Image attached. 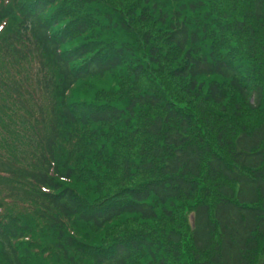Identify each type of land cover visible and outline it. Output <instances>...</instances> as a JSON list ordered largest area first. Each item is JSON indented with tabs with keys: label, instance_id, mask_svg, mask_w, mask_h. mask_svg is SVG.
I'll return each instance as SVG.
<instances>
[{
	"label": "trees",
	"instance_id": "obj_1",
	"mask_svg": "<svg viewBox=\"0 0 264 264\" xmlns=\"http://www.w3.org/2000/svg\"><path fill=\"white\" fill-rule=\"evenodd\" d=\"M0 264H264V0H0Z\"/></svg>",
	"mask_w": 264,
	"mask_h": 264
},
{
	"label": "rangeland",
	"instance_id": "obj_2",
	"mask_svg": "<svg viewBox=\"0 0 264 264\" xmlns=\"http://www.w3.org/2000/svg\"><path fill=\"white\" fill-rule=\"evenodd\" d=\"M243 112H242V114L244 115V119L245 120H248V121H256V119H257V117L259 118V113L260 112H258V113H251V112H249V111H247V109H246V107L245 108H243Z\"/></svg>",
	"mask_w": 264,
	"mask_h": 264
}]
</instances>
